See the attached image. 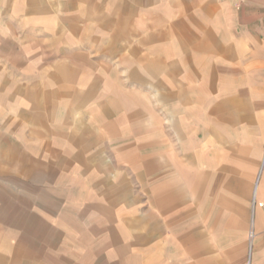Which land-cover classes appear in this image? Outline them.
<instances>
[{
  "label": "crops",
  "instance_id": "0c3cea01",
  "mask_svg": "<svg viewBox=\"0 0 264 264\" xmlns=\"http://www.w3.org/2000/svg\"><path fill=\"white\" fill-rule=\"evenodd\" d=\"M254 195L264 0H0V264H264Z\"/></svg>",
  "mask_w": 264,
  "mask_h": 264
},
{
  "label": "rangeland",
  "instance_id": "374dc122",
  "mask_svg": "<svg viewBox=\"0 0 264 264\" xmlns=\"http://www.w3.org/2000/svg\"><path fill=\"white\" fill-rule=\"evenodd\" d=\"M251 229L255 231L254 224L252 222H251V225H250V228H249V231H248V251H247L248 263L250 262V259H251V253H252V250H253L254 240H255V237H256V231H255L254 239L250 240L249 233H250Z\"/></svg>",
  "mask_w": 264,
  "mask_h": 264
},
{
  "label": "built area",
  "instance_id": "2783aa9c",
  "mask_svg": "<svg viewBox=\"0 0 264 264\" xmlns=\"http://www.w3.org/2000/svg\"><path fill=\"white\" fill-rule=\"evenodd\" d=\"M264 206V202L263 201H258L256 199V196L254 195L253 200H252V211L254 212L256 207H263ZM249 237L250 240L254 239L255 237V231L251 229L250 233H249Z\"/></svg>",
  "mask_w": 264,
  "mask_h": 264
}]
</instances>
